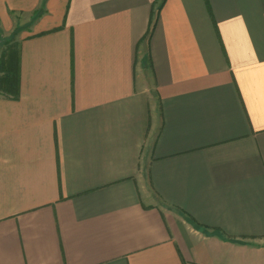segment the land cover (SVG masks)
I'll list each match as a JSON object with an SVG mask.
<instances>
[{
    "label": "crops",
    "instance_id": "crops-1",
    "mask_svg": "<svg viewBox=\"0 0 264 264\" xmlns=\"http://www.w3.org/2000/svg\"><path fill=\"white\" fill-rule=\"evenodd\" d=\"M159 2L0 0V264H264V0Z\"/></svg>",
    "mask_w": 264,
    "mask_h": 264
},
{
    "label": "trees",
    "instance_id": "trees-1",
    "mask_svg": "<svg viewBox=\"0 0 264 264\" xmlns=\"http://www.w3.org/2000/svg\"><path fill=\"white\" fill-rule=\"evenodd\" d=\"M156 18L166 0H159ZM156 21L151 20L148 34L152 32ZM0 91L3 95L17 98L20 94V73L18 49L9 47L7 52L0 58Z\"/></svg>",
    "mask_w": 264,
    "mask_h": 264
},
{
    "label": "rangeland",
    "instance_id": "rangeland-1",
    "mask_svg": "<svg viewBox=\"0 0 264 264\" xmlns=\"http://www.w3.org/2000/svg\"><path fill=\"white\" fill-rule=\"evenodd\" d=\"M9 48V47H8ZM8 48L6 47L5 50L3 51V53L7 52ZM0 76H1V72H0ZM0 94H3L2 91H0Z\"/></svg>",
    "mask_w": 264,
    "mask_h": 264
}]
</instances>
